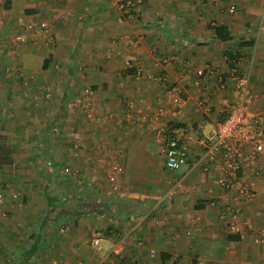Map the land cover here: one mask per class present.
<instances>
[{"label":"crops","instance_id":"obj_1","mask_svg":"<svg viewBox=\"0 0 264 264\" xmlns=\"http://www.w3.org/2000/svg\"><path fill=\"white\" fill-rule=\"evenodd\" d=\"M227 4V0H139L135 13L117 22L112 0H0V31L14 25V31L23 33L27 23L45 18L51 34L58 36L44 67L42 62L36 69L28 65L33 52L25 46L11 52V65L23 68L30 88L48 82L52 67L70 64L63 49L78 50L76 59L82 67L53 79L59 102L53 107L43 100L52 117L42 126L34 123L31 138L11 141V162L0 166L5 201L0 247H11L18 255L13 258L6 251L5 260L30 264L38 258L40 263L47 228L66 223L70 229L58 235L55 256L65 260L97 264L108 254L115 264H122L123 258L135 264H264L261 162L257 176L249 171L241 174L228 192L214 182L216 167L207 172L198 166L189 169L198 154L194 136L188 137L190 152L182 172L164 169L161 156L147 149L152 142L159 144L158 131L167 134L174 127L190 130L199 124L207 130L220 121L233 94L232 69L249 73L251 108L264 110V0H232V13ZM216 25L225 26L231 38L218 40L212 30ZM74 31L77 37H69ZM28 45L35 49L33 41ZM8 46L0 45V57L7 56ZM96 64L110 72L97 73ZM14 76H0V98H18L21 78ZM169 86L177 87L184 101L176 108L164 107L159 119L152 120ZM83 88L91 91L88 98L81 97ZM32 89L28 87L26 95L30 104L21 98L19 104L0 102V108L26 106L34 114L42 113L45 108L33 100ZM78 95L73 105L68 103ZM63 166L74 169L76 176L64 175ZM176 176L182 177V191L156 204ZM53 180L65 193L54 218L48 210L57 208L56 199L49 196ZM241 184L253 190V199L232 200ZM233 209L235 217L230 214ZM220 210L225 212L222 219ZM230 220L238 231L226 227ZM96 225L103 226L107 235L102 251H93L88 244ZM111 230L117 233L115 238L108 235Z\"/></svg>","mask_w":264,"mask_h":264},{"label":"built area","instance_id":"obj_2","mask_svg":"<svg viewBox=\"0 0 264 264\" xmlns=\"http://www.w3.org/2000/svg\"><path fill=\"white\" fill-rule=\"evenodd\" d=\"M139 0H112L120 11V17H129L135 9L136 3ZM228 1V11H233L232 0ZM118 18V19H119ZM43 35L48 34L49 28L45 21H40L37 25ZM33 23H27L24 31L33 32ZM22 34V35H21ZM23 33H16L12 37L14 42L24 41ZM232 63L235 58L231 59ZM197 75L202 74V70L196 71ZM233 80V94L231 101L227 106V112L213 127L205 130L203 125L199 124L192 129L186 127H174L169 133L158 131L156 139L161 143V155L164 167L169 171H175L179 166L186 164L190 146L188 137L194 136L195 144L198 146V154L190 163L189 169L193 166H198L203 172L215 168L218 174L214 178L215 184L225 191H232L238 178L241 174L250 172L252 176H257L261 171L260 162L264 166V110H253L251 103L253 93L249 85V73L246 71H238L232 69L230 74ZM222 85V82L219 81ZM85 96L91 94L89 89H85ZM164 96L162 103L155 106L151 119H159L164 107H179L183 103L180 91L175 86L164 88ZM114 169L120 171V166L115 163ZM62 173L66 176H74L75 170L68 167H62ZM108 180L113 181V176L110 175ZM115 188V186H114ZM183 189V180L181 176L173 177L169 182L164 193L156 198V204L163 199L174 197ZM236 193L231 197L235 202L240 199L251 200L254 197V192L246 185H239ZM229 203V201H225ZM4 193L0 191V218L5 216L4 211ZM210 205L216 206L214 201L209 202ZM222 208V207H221ZM224 209V208H223ZM225 210V209H224ZM224 210L219 211V218L225 216ZM234 210V211H233ZM230 211L231 217H235L236 210ZM193 217V215H190ZM159 222L160 220L157 219ZM226 227L230 231H238L236 224L230 220ZM68 224H60L57 226L58 232L64 233L68 230ZM130 231V230H129ZM111 236L113 233L110 234ZM121 241V238L119 237ZM107 240L105 229L101 226H95L88 239L89 247L93 251H101ZM47 262V263H46ZM46 264H85L80 259L65 260L62 258L48 259ZM105 262L106 264H115L114 259L108 254H105L97 263Z\"/></svg>","mask_w":264,"mask_h":264},{"label":"rangeland","instance_id":"obj_3","mask_svg":"<svg viewBox=\"0 0 264 264\" xmlns=\"http://www.w3.org/2000/svg\"><path fill=\"white\" fill-rule=\"evenodd\" d=\"M227 6H228V4H227ZM112 7L114 8L115 13H118V18H119L120 11L117 9L116 5H114V4L112 5ZM135 11H136V7L131 13H135ZM111 13H112V11H111ZM118 18H117V22L123 21V17H120L119 19ZM40 21H45L47 23V26H48V22L46 21L45 18L41 19ZM40 21H38L36 23L33 21V23H34L33 24V27H34L33 33L29 34L26 31L23 32V34H24L23 35L24 36L23 42L12 41V39L15 37V36L12 37L14 34L21 33V32L14 31L16 28L14 25L9 27V28H6L5 30L0 31V41L2 42L1 44H4L6 42L9 44L8 48L10 47L9 49L4 50V53L7 54V56L0 57V58H2V60H0V76H2V77L6 76L7 77V76L15 75L16 77L19 76L21 78V82L18 84L19 85L18 92L20 93L18 95V98H16V99L15 98L14 99H5L2 97V98H0V102L3 104H5V103L7 104V102L19 104V103H21V98L25 99L24 102L22 101L24 104H26V103L30 104V101L26 96L28 91H29V90H27V88L28 87H29V89L33 88V87L30 88L29 83H31V82L28 83V81H27L30 78L28 77V75L23 74V70H22L23 68L17 69V67H15L14 64L12 66L11 65L12 59H10V58H11V55H14V53L11 54V52L12 51L15 52L16 47H19V46H22V47L25 46L24 49H28L27 50L28 53H31L30 50L33 52V55L31 56L30 63H28V65H30L31 68H33V69H36L37 67H35V66H39V64L42 62V60L44 58H46V55L51 51V46L52 47L55 46L54 41H55V39L58 38V36L54 35L53 33L51 34L49 27H48L49 28L48 34L43 35V31L37 26ZM0 23H2V21ZM0 25H2V24H0ZM74 26H75V24H74ZM73 33L74 34H70L69 37L76 38L77 34H75V31ZM111 40L112 39H110L109 42H111ZM31 41H33V45L35 46L34 50H33V48L29 49V45L26 46ZM104 42L106 43V41H104ZM16 44H20V45H16ZM30 46H32V45H30ZM69 46H71V45L69 44ZM7 51H9L10 53H8ZM69 51H70L69 48L63 49V54L64 55L66 54L65 56L67 57V59L70 60L69 61L70 64H68V66L64 65V64H58L57 66L52 67V69L50 71L48 70V72H47V74L51 73V74H48V76L50 77L49 81L45 82V83H41V85L37 86V88L34 87L35 90L32 89V91H34V93L36 94L34 99L33 98L32 99L38 100L39 102L37 104H39L41 102V107L46 106V105L53 106L59 102L58 98L55 99V95L57 94V91L54 89V82L52 83L53 79L58 81L57 78L61 73H69L70 70H71V73H74V72L77 73V72H80L82 70L80 63L78 62V59H76V55L80 52L78 50L77 51L74 50L73 53L69 52ZM69 53L71 54V56ZM107 54H108L107 57L111 56V53L108 52ZM157 56L159 57V55H157ZM157 62L159 64V59ZM124 64H125V62H124ZM97 68H98V70H97ZM25 70H27V69H25ZM93 70H96L97 73H108V72H110L109 70L107 71L105 67H101L100 65H97V64L93 65ZM51 76H52V78H51ZM31 77H33V76L31 75ZM156 84L159 87V79L156 81ZM33 86H35L34 83H33ZM8 87H9V85L7 86V88ZM15 89H16V87H15ZM85 89H88V88H85ZM85 89L83 88V90L81 91V94H80L81 97L85 96V91H84ZM22 92H24V94H22ZM74 93H75V91H74ZM39 95H41L43 99H39ZM75 97L76 96H74L72 99L70 98L68 103L73 105V103H75L77 101V99H80L79 95L76 98ZM87 98H88V95H87ZM43 100L46 101V105H44ZM53 107H55V106H53ZM43 108H45V107H43ZM49 110L50 109L46 107L45 109L41 110L42 113L34 114V113H32V108H29V110H28L26 108V106L21 107V108H19L18 106L17 107L15 106V110H12L10 105H9V107L6 106L5 108L1 107L0 108V134L7 135V137H9L10 143H11V141H16L19 139H26L27 140L28 138L32 137L33 132L36 133V129L34 131L32 129V125L34 123L41 124V126H42L46 123L47 117H52L51 116L52 114L47 113ZM55 126L57 128L53 131L54 132L59 131L58 130L59 129L58 121H56ZM39 132H41V131H37V133H39ZM147 149L150 152H152L154 156L158 153L157 155L159 157L161 156L160 157L161 160L159 158V161H161L163 164V159H162V155H161V151H160V149H161V143L160 142L158 145L153 143V142L150 143L148 145ZM52 158H51V160H52ZM53 159L55 160V158H53ZM41 162H42L41 160L37 161V166H41ZM162 164H161V166L164 168V166ZM185 167H186V164L179 166L176 169V172H182L185 169ZM75 176L76 175L69 176V178L72 179ZM54 182H55V180H53V182L51 183V188H50L51 193L49 194V196H51V197L53 196L56 199L57 208L48 209V210L52 211L50 217H53V218L55 217L54 211L59 210L61 205L64 204L62 201L63 200L62 196L65 195V193H63V192L61 193L59 184L58 183L56 184ZM59 225H60V223H59ZM57 226H58V224H56V225L51 224V226L49 228H47V230H46V231H48L49 236H48L47 242L45 240L43 241L44 243L40 249V252L42 253L41 254L42 255L41 256V262L38 263L37 262L38 258H36V259H31L32 261L30 262V264H46L47 263L46 261L48 259H51V258H54L55 256H57L56 255L57 254V241L56 240L60 241L58 238V235L61 234V232H58ZM98 226H101V225H98ZM101 227H103V226H101ZM68 229H70V227ZM105 233H106V231H105ZM111 233H113L112 236H114V238H115V235L117 233H114V231H112V232H108V235H110ZM8 240H9V238H8ZM9 242L11 243V245H13V246L15 245L14 240H9ZM85 248H86V246L84 245V250H85ZM103 249H104V247H103ZM4 252H6V253H8V255H10L9 253H11V252L13 253L14 250L11 247H9V249H7V250L1 249V247H0V259L2 261V264H10L11 259L5 260L4 254H6V253H4ZM11 255L13 256V258H16L18 256V255H14V253ZM11 255H10V257H11ZM7 259H9V257ZM66 260L70 261V260H75V259L70 258V259H66Z\"/></svg>","mask_w":264,"mask_h":264},{"label":"trees","instance_id":"obj_4","mask_svg":"<svg viewBox=\"0 0 264 264\" xmlns=\"http://www.w3.org/2000/svg\"><path fill=\"white\" fill-rule=\"evenodd\" d=\"M212 30H213L214 36L220 41H227L231 38L225 26L216 25L212 27ZM47 61L48 60L44 58L42 60L41 66L44 67ZM127 72H130V71L127 70ZM11 152H12V147L10 144L9 137H7V135L0 134V166L9 164L11 162ZM121 263L122 264H135V262H132L131 260L126 259V258L121 259Z\"/></svg>","mask_w":264,"mask_h":264}]
</instances>
